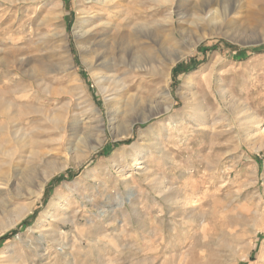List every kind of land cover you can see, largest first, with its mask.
<instances>
[{"label":"rangeland","instance_id":"1","mask_svg":"<svg viewBox=\"0 0 264 264\" xmlns=\"http://www.w3.org/2000/svg\"><path fill=\"white\" fill-rule=\"evenodd\" d=\"M0 264H264V0H0Z\"/></svg>","mask_w":264,"mask_h":264},{"label":"bare ground","instance_id":"2","mask_svg":"<svg viewBox=\"0 0 264 264\" xmlns=\"http://www.w3.org/2000/svg\"><path fill=\"white\" fill-rule=\"evenodd\" d=\"M153 2V1H152ZM129 13V12H128ZM126 15H128V14H126ZM131 15V14H130ZM130 15H129V18L127 17V19L129 20V21H131L130 19H132L131 17H130ZM126 19V20H127ZM127 20V21H128ZM168 93V92H167ZM173 106H174V102H172L171 104H169L168 106H166L165 108L163 107V109L161 110V112L159 113V114H161V113H166V112H168V111H170L172 108H173ZM108 115V114H107ZM110 117H107V119H108V126H109V129L110 130H113V127H114V123L112 122V120L111 119H109ZM133 124V123H132ZM103 126H101L100 128L98 127V129H97V132H103ZM89 136H87L86 135V138H88ZM100 141V140H99ZM153 145V144H152ZM150 146V145H149ZM154 146V145H153ZM145 150H147V148L146 147H143ZM142 148V149H143ZM148 151V150H147ZM139 157V156H138ZM137 156H135V155H131V154H129V153H127L126 151H124V152H122L121 153V158H120V161L119 162H117L116 164V167H118L119 169H124V166L125 165H123L122 163L123 162H126L127 160H131L132 162H137V161H139V158H138ZM86 159V156L82 159V160H85ZM115 165V164H114ZM112 167V166H111ZM113 167H115V166H113ZM122 173V172H121ZM122 175V174H121ZM28 213V211H25V212H21L20 214H19V216H17V219H16V221H14V223L11 225V227H14V226H16L18 223H20L21 222V220L25 217V215Z\"/></svg>","mask_w":264,"mask_h":264},{"label":"trees","instance_id":"3","mask_svg":"<svg viewBox=\"0 0 264 264\" xmlns=\"http://www.w3.org/2000/svg\"><path fill=\"white\" fill-rule=\"evenodd\" d=\"M260 51H263V50H260ZM57 179H60V177H59V178H57Z\"/></svg>","mask_w":264,"mask_h":264}]
</instances>
